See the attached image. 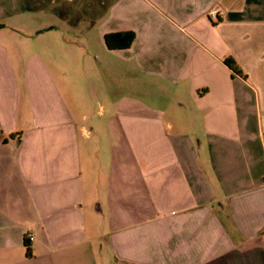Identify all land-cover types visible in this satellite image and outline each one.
<instances>
[{
    "label": "crops",
    "instance_id": "crops-1",
    "mask_svg": "<svg viewBox=\"0 0 264 264\" xmlns=\"http://www.w3.org/2000/svg\"><path fill=\"white\" fill-rule=\"evenodd\" d=\"M6 27L62 55L0 40V264H264V0H0Z\"/></svg>",
    "mask_w": 264,
    "mask_h": 264
},
{
    "label": "rangeland",
    "instance_id": "rangeland-1",
    "mask_svg": "<svg viewBox=\"0 0 264 264\" xmlns=\"http://www.w3.org/2000/svg\"><path fill=\"white\" fill-rule=\"evenodd\" d=\"M79 39L80 38H78V37L72 39V40H76V47L77 48H78V46L80 47V45L78 43L81 42V40H79ZM0 40H8V46L7 47L9 49V51L12 52L13 54L18 53L21 55H27L28 53L31 52V50L34 47L39 49L42 46H44L41 43L32 40V38H22L20 35L17 34V32L15 30H12L9 27H6L4 33H2L0 35ZM47 47H49V46L48 45L44 46V49H46ZM60 48H62V47L61 46H50L49 47V49L55 55V58H58L61 60L62 51ZM54 79L56 81V85L61 86V80L59 78H54ZM92 127H94V130L92 131L93 134H95L96 136L101 134V131L96 124L95 125H87V126H86V124H81L79 126V128L82 129L83 132H86L88 129H90ZM98 142H99V140L96 139L97 145H98ZM103 224H104L103 228H105L106 222L104 221Z\"/></svg>",
    "mask_w": 264,
    "mask_h": 264
},
{
    "label": "trees",
    "instance_id": "trees-1",
    "mask_svg": "<svg viewBox=\"0 0 264 264\" xmlns=\"http://www.w3.org/2000/svg\"><path fill=\"white\" fill-rule=\"evenodd\" d=\"M133 39H134V34L130 31L117 32V33L105 34L103 36V43L105 48L109 51L122 50L128 48L132 43ZM223 63L231 71L232 74L241 75V72L238 69L233 59L226 58L224 59ZM24 246H25V256L29 257L30 250L28 243L25 240H24Z\"/></svg>",
    "mask_w": 264,
    "mask_h": 264
},
{
    "label": "built area",
    "instance_id": "built-area-1",
    "mask_svg": "<svg viewBox=\"0 0 264 264\" xmlns=\"http://www.w3.org/2000/svg\"><path fill=\"white\" fill-rule=\"evenodd\" d=\"M209 16H210L211 19H215V18H216V14H215L214 12H211V13L209 14ZM27 239L30 240V236H28Z\"/></svg>",
    "mask_w": 264,
    "mask_h": 264
}]
</instances>
